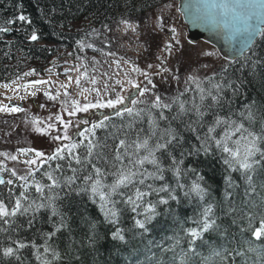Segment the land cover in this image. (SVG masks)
I'll return each mask as SVG.
<instances>
[{"label": "snow or ice", "instance_id": "6c2138e0", "mask_svg": "<svg viewBox=\"0 0 264 264\" xmlns=\"http://www.w3.org/2000/svg\"><path fill=\"white\" fill-rule=\"evenodd\" d=\"M3 2L0 0V4ZM184 7L193 23L227 30L234 51L244 55L245 62L232 69V75H229L234 58L224 56L226 63L219 69L202 78L189 72L183 92L176 97H162L154 91L157 85L151 76H161L167 81L168 77L163 74L169 73L178 81L179 76L168 67V60L182 56L183 45L177 29L167 25L163 15H158L153 31L171 35L159 47L154 73L133 67L132 71L139 73L143 81L129 78L127 83L137 91L129 96L117 93L107 100L101 97L96 102L82 105L73 101L70 109L65 108L69 117L89 113L92 109H114V116L122 121L128 118L126 123L119 126L106 124L110 119L107 115L95 123L83 119L76 125L59 114L46 120L33 118V131L47 135L55 146L49 152L18 149L21 155L28 157L24 160L0 152V157L25 165L18 171L0 161V264H12L13 261L25 264V250L30 252L35 264H60L67 255L61 251V237L68 234V243H75L65 202L70 205L77 198L81 201L87 198L96 205L103 223L111 226L108 235L114 243L125 246V250L132 243L134 247L143 244L150 252L153 247L158 248L164 256L170 252L172 255L166 264H227L229 258L235 264L236 257H244L235 234L229 233L220 222L223 217L231 218V224L240 234L250 233V238H245L242 243L251 245L253 240L264 238V211L245 210L237 216L235 213L240 210L232 203L225 206L221 201L217 204L210 199L205 176L197 167L206 162H218L223 166L224 201L233 196L231 189L238 187L232 173H239L246 183V196L255 192L257 174L264 173V112L254 108L253 102L239 108L235 106V98L242 94L245 83L235 73H243L246 69L251 74L264 69V59L255 52L245 55L252 51L254 38L264 36V0H189ZM163 8L170 10L172 4H165ZM52 12H55L54 8ZM17 22L32 23L23 12L9 19L7 24ZM122 23L135 31L128 21ZM10 30L0 27V33ZM28 39L37 41L39 36L33 31ZM192 43L190 40L189 44ZM200 55L211 57L216 53L204 51ZM147 67L152 69L154 65ZM202 67L209 68V65ZM31 83L48 84L49 81ZM76 83L79 85V79ZM116 84L121 86V91L126 90L121 81ZM61 87L67 89L68 85ZM88 91L83 89L82 94ZM94 91L99 94L98 89ZM31 94L35 95V92ZM45 95L57 99L48 92ZM65 95H68L67 91ZM84 98L87 100V96ZM121 105L123 107H118ZM20 111H23L20 107L0 106V112ZM79 124L87 127L72 133L70 129L78 128ZM109 127L114 131L97 138L98 129ZM29 153L33 155L29 157ZM184 201L197 204L196 213L183 222L191 226L181 227L179 233L170 238L171 242L157 244L155 240H149L157 217L167 213L175 220L173 205ZM126 217L132 221L130 228L122 226ZM81 219L87 228L88 242L97 243L100 237L96 221L84 216ZM213 235L219 238L216 243L212 242ZM203 248L207 249V255H202ZM252 250L248 247V251ZM149 264H156V261Z\"/></svg>", "mask_w": 264, "mask_h": 264}, {"label": "trees", "instance_id": "16d2710c", "mask_svg": "<svg viewBox=\"0 0 264 264\" xmlns=\"http://www.w3.org/2000/svg\"><path fill=\"white\" fill-rule=\"evenodd\" d=\"M173 2L177 0H4L0 4V27H9L11 30L0 33V84L20 79L26 76L25 73L42 75L54 65L61 68L70 61L113 52L114 36L112 34L122 21L136 22L152 10ZM20 12L27 15L32 23L29 25L17 22L8 25L7 21ZM33 31L39 36L37 41L28 39ZM89 44L93 47H87ZM252 52L264 59V36L260 35L252 51L245 55L250 56ZM244 62L245 56L233 62L229 75H232V69L239 68ZM235 75L245 80L241 88L242 94L235 98V106L239 108L243 104L253 102L254 108L264 112V69L251 74L245 69L243 73L237 71ZM136 107H144V105ZM127 119L125 117L122 121L119 117L112 116L105 123L119 126L121 123H126ZM111 131H114L111 127L98 129L96 136L103 138ZM197 167L205 176L210 190V199L217 204L221 201L225 206L232 203L240 210L235 213L237 216L242 215L245 210L264 211V173H258L254 178L256 190L247 196L245 195L246 183L240 178L239 173H232V178L238 187L231 189L233 196L228 201H224L223 166L218 162H206ZM4 175L6 177L7 173ZM65 207L71 218V236L75 243H68V234L61 237V251L66 252L67 255L60 264H149L150 261L166 264L167 258L172 255L170 252L166 256L161 255L159 249L155 247L150 252L143 244L134 247L132 243H129L125 250V246L114 243L108 235L111 226L103 223L96 205L87 198L82 201L77 198L70 205L66 201ZM173 207L175 220L167 213L157 217V220L153 222L149 240H155L157 244H165L171 242L170 238L179 233L181 227L191 226L190 223L183 222L196 213L197 204L184 201L180 205L174 204ZM82 216L96 221V231L100 237L97 243L90 244L85 237L87 228L81 219ZM220 222L229 233L235 234L237 242H240V247L245 253L244 257L235 258V264H245V262L246 264H264V238L260 241L253 240L251 245H246L242 241L250 238V233L240 234L238 228L231 224L229 217H223ZM131 224V219L126 217L122 226L130 228ZM218 239L215 235L212 236L213 243H216ZM248 247L253 250L248 251ZM153 252L156 255H153ZM201 252L202 255L208 254L206 248L201 249ZM23 255L27 257L25 264H35L29 251L25 250ZM12 264L16 262L13 261ZM227 264H233L232 258L228 259Z\"/></svg>", "mask_w": 264, "mask_h": 264}, {"label": "rangeland", "instance_id": "374dc122", "mask_svg": "<svg viewBox=\"0 0 264 264\" xmlns=\"http://www.w3.org/2000/svg\"><path fill=\"white\" fill-rule=\"evenodd\" d=\"M170 4H172L170 10L163 8L162 5L139 18L138 21L129 22L135 27V31L124 23L119 25L112 34L114 36L113 52L70 61L61 68L54 65L47 69L45 74L32 73L12 82L0 84V106L7 105L9 108L16 106L23 109L20 112H0V152L17 155L19 160H24L28 157L21 155L17 151L18 149L33 148L44 152L52 150L55 145L50 138L33 131L31 123L33 118L46 120L49 116L59 114L65 120L71 119L76 125L78 121L88 119V114L91 112L109 113L112 111L113 109L108 108L92 109L89 113H77L76 116L69 117L65 108L70 109L73 101H79L82 105L87 102H96L101 97L104 100L114 98L117 93L128 96L135 89L131 88L127 80L130 78L136 82L143 81V77L139 73L132 71L134 66L141 70H147L150 74L154 73L155 65L158 63L156 57L160 55L159 47L171 35L168 32L153 31L158 15H163L165 23L177 29L178 38L183 45V55L169 57L168 60V67L172 68L179 76L178 81L173 80L169 73L163 74L168 77L167 81H163L161 76H151L153 83L157 85L154 91L162 97H175L179 92L185 90L184 81L189 72H194L202 78L225 64V60L211 45L204 42L196 45L189 44L186 39V26L177 10V2ZM204 51H211L216 55L203 57L200 53ZM148 64H153L154 67L148 69ZM203 64H208L209 68H203ZM177 69L178 71H176ZM77 79H79V85L76 83ZM37 80H46L49 83H31ZM93 80L95 83H92ZM118 80L122 82L125 91H121V86L116 84ZM24 85H29V87L25 88ZM61 85H68V87L65 89ZM83 89H89V91L82 94ZM94 89H98L99 94ZM65 91L68 95H65ZM33 92L35 95L31 94ZM46 92L57 96V99H49L45 95ZM85 96H87V100H85ZM98 120L99 117L96 116L91 122L95 123ZM57 126L60 127L59 124ZM85 126L87 125L79 124L78 128L73 127L70 131L75 133ZM28 155L31 157L33 154L29 153ZM0 161H3L8 168H16L18 171L25 167L22 163L6 160L4 157H0Z\"/></svg>", "mask_w": 264, "mask_h": 264}, {"label": "water", "instance_id": "95a60500", "mask_svg": "<svg viewBox=\"0 0 264 264\" xmlns=\"http://www.w3.org/2000/svg\"><path fill=\"white\" fill-rule=\"evenodd\" d=\"M188 2L189 0H178V12L182 16L183 22L186 25L187 41L188 42L190 40L193 41L192 45H196L199 42L207 43L211 45L212 47H214L219 53V55L221 56V58L223 59H224V56H227L230 59L234 58L233 62H236L237 60L242 58L244 55H240L238 51H234L233 44L229 39L227 30H221V29H218L212 26H206L205 24H202L199 22L193 23L192 20L189 19V16L185 14V7H184ZM259 36L260 35L254 38L251 48L254 46ZM136 91L137 90L135 89L132 92H130V94H134ZM125 104L126 105L128 104L127 100L125 101ZM119 107H123V105ZM114 112L115 110H112L109 113L96 111V112L90 113L88 115V119L91 121V119H93L96 115H98L100 119H102L105 115L112 117L114 115ZM82 129L83 128H81L80 130Z\"/></svg>", "mask_w": 264, "mask_h": 264}]
</instances>
